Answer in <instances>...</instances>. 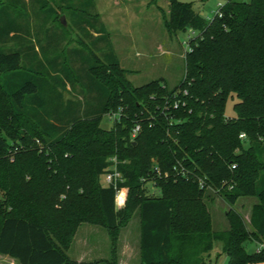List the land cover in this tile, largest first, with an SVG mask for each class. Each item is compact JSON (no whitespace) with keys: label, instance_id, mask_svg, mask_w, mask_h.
<instances>
[{"label":"trees","instance_id":"1","mask_svg":"<svg viewBox=\"0 0 264 264\" xmlns=\"http://www.w3.org/2000/svg\"><path fill=\"white\" fill-rule=\"evenodd\" d=\"M42 1L0 0V255L19 264H74L68 250L80 226L90 224L111 240V260L102 262L119 264L121 232L139 211L141 264H212L218 244L228 264L264 263V0H227L212 19L170 0L166 26L195 34L173 89L162 80L134 86L104 24L80 14L84 0H60L59 9L73 15L94 51H78L75 70L59 61L50 66L54 74L42 61L37 76L25 70L24 51L38 52L18 40L27 32L18 16L20 8H46ZM59 85L83 96L84 110L56 92ZM231 96L238 99L233 118L226 117ZM117 112L120 119L105 130L103 115ZM112 166L121 180L105 186L101 178ZM149 183L157 195L147 193ZM123 189L128 198L118 209ZM208 189L231 206L259 198L252 231L231 210L230 229L214 232Z\"/></svg>","mask_w":264,"mask_h":264},{"label":"rangeland","instance_id":"2","mask_svg":"<svg viewBox=\"0 0 264 264\" xmlns=\"http://www.w3.org/2000/svg\"><path fill=\"white\" fill-rule=\"evenodd\" d=\"M179 1L193 4L194 10L204 18L213 17L218 10V4L226 2V0ZM45 2L47 7L44 9H42L43 3H41L42 5H35L33 10L28 7L20 8L21 12L18 16L25 28L24 30L28 33H21L18 40L25 46L29 44L28 46L38 52L36 53L26 47L27 50L24 51L25 56L23 57L24 69H30L35 76L43 72L39 69L40 61L46 62V67L52 74L55 72L51 71L50 66L56 65L57 61L61 63L62 67L67 64L68 68L72 67V70H75V67L81 66L80 61L83 57L77 58L76 53L82 50L83 54H89L95 49H93L92 38L85 36L74 26L73 15L59 9L60 0H46ZM75 2H79V0H74ZM80 2L79 5L83 4L81 15L87 19H93L92 25L94 26H100L102 23L106 27L109 43L112 44L121 68L128 72L127 78L134 86H143L155 80H162L169 89H173L181 83L185 75V57L190 50L189 43L195 34L191 31H176L172 23L170 24L171 30L166 26V21L170 23L172 19L170 0H92V3L89 0H84ZM52 8L59 13V21L55 20L57 14L51 10ZM94 14L99 15V21L95 22V19L91 18ZM63 18L65 24L62 21ZM67 25L72 30H68ZM77 35L81 38L80 40ZM81 41H84L89 47L82 45ZM100 49H104V47H100ZM35 59L37 61H34ZM77 60L79 61L78 65ZM34 64L35 67H33ZM49 72L43 73L44 77H48ZM72 74L73 76L77 75L76 72ZM55 91L63 94L65 99L75 97L77 103L83 106L82 110L86 107L83 96L77 92H69L68 87L66 91H63V87L59 85ZM44 92H41L43 93L41 95L44 96ZM237 102L236 96L229 97L226 104V117L233 118L236 116L235 105ZM90 104L94 103L91 102ZM56 106L59 104H55ZM82 110L80 108V112ZM72 116L75 115H69V117ZM102 127L105 130H111L114 127V121L109 118L108 114L103 115ZM101 182L107 186L104 176L101 178ZM146 190L152 196L159 193L153 183H149ZM123 191L126 192V196L123 203L120 204L118 196ZM207 194L212 201L209 202L208 206L213 218L214 232H224L230 229L227 213L231 210L240 213L248 229L252 231L249 218H251L254 208L260 205L261 200L259 198L242 197L234 206H231L215 191L208 189ZM118 196L116 205L118 209H122L125 207L128 198V190H121ZM1 198L2 192L0 191ZM76 239L75 245L68 250V255L74 264H105L102 261L111 257V240L105 228L82 224ZM139 241L140 213L137 211L129 226L121 232L118 247L119 264H141ZM248 243L247 250L249 252L255 251V243L257 242L251 240ZM211 262L212 264H228L227 256L222 254V244H218Z\"/></svg>","mask_w":264,"mask_h":264},{"label":"built area","instance_id":"3","mask_svg":"<svg viewBox=\"0 0 264 264\" xmlns=\"http://www.w3.org/2000/svg\"><path fill=\"white\" fill-rule=\"evenodd\" d=\"M224 4L225 3H219L218 4V10L214 13L213 17L216 16V15H219V16L222 15L221 14V9L224 6ZM213 17H210L208 19H212ZM175 106L178 107V104H176ZM120 117H121L120 112L110 113L109 114V118L112 121H114V122H116L117 120H119ZM139 131H140V126H136V128L134 129L133 134H132V138L133 139L137 136V134H138ZM241 138H245V135H241ZM111 162L115 164L117 162L116 158H112L111 159ZM232 168L235 169L236 168V165H233ZM104 180H105V183L107 185H111V184H115L116 185L117 182L121 180V174L119 172H117L115 166H112L109 169V172L106 175H104ZM230 188L232 189V187H230ZM211 190H213V189H211ZM262 248H263V245L260 246L259 250H261Z\"/></svg>","mask_w":264,"mask_h":264},{"label":"crops","instance_id":"4","mask_svg":"<svg viewBox=\"0 0 264 264\" xmlns=\"http://www.w3.org/2000/svg\"><path fill=\"white\" fill-rule=\"evenodd\" d=\"M123 190H125V189H123ZM249 221H251V218H249ZM76 237H77V235H76ZM76 237H75V240L73 242V245H75V241L77 240ZM139 244H140V241H139ZM255 250H256V248H255ZM0 264H19V262L17 260H15V259L9 257V256L0 255ZM262 264H264V263H262Z\"/></svg>","mask_w":264,"mask_h":264},{"label":"water","instance_id":"5","mask_svg":"<svg viewBox=\"0 0 264 264\" xmlns=\"http://www.w3.org/2000/svg\"><path fill=\"white\" fill-rule=\"evenodd\" d=\"M62 21H63L64 24L66 23L64 18L62 19Z\"/></svg>","mask_w":264,"mask_h":264}]
</instances>
